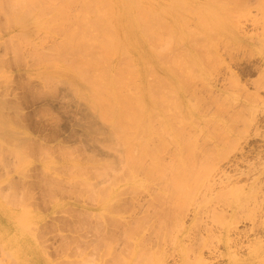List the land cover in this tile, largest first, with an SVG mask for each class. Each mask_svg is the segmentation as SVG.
<instances>
[{"label": "rangeland", "instance_id": "374dc122", "mask_svg": "<svg viewBox=\"0 0 264 264\" xmlns=\"http://www.w3.org/2000/svg\"><path fill=\"white\" fill-rule=\"evenodd\" d=\"M50 1L39 0V21L31 15L25 19L30 28L11 33L9 7L0 0V131L18 133L14 138L12 132L8 134L12 141L0 134V142L7 141L2 149L0 144V263L264 264V48L260 41L264 0H238L236 11L219 7L213 9L217 15L206 12V7L190 12L182 40L175 41L181 46L169 52L183 63L185 89L180 90L178 82L172 91L175 95H170L171 89H165L168 84L157 81V76L166 74L164 66L151 74L150 68L145 71L140 64L139 73L147 72L143 85L149 81L151 88L156 86L151 89L156 100L148 102L156 115L147 106L145 114L134 118L138 122L126 121L130 127L114 122V112L103 103L108 98L114 101L113 97L95 87L94 72L86 70L90 75L84 76L82 70L84 79L79 77L77 67L85 66L83 58L79 60L62 43L68 39L75 43L87 29L98 36L104 26L87 14V6L96 1ZM158 3L184 6L177 0ZM238 20L241 29L236 42L230 40L225 26L235 31ZM86 21L91 25L84 26ZM229 41L234 45L226 48ZM215 50L218 57L213 55ZM177 53L194 63L188 64L189 59ZM204 56L203 63L199 58ZM112 62L111 66L117 63ZM28 67L39 78L27 76ZM126 77H121V100L131 99L140 84ZM105 79L108 86L110 79ZM96 92L107 98L101 101L102 95ZM121 100L120 109L127 104L122 101L121 105ZM5 124L14 129L3 128ZM210 176L214 182H209L215 183L212 191L223 194L211 192L202 199L200 182L211 180ZM192 179L200 182L194 184ZM249 190L259 198L252 192L247 197L252 202L247 203L242 199ZM243 201L247 205L238 210L242 215L235 224L243 245H227L219 236L231 216L229 205ZM222 213H228L225 221Z\"/></svg>", "mask_w": 264, "mask_h": 264}, {"label": "bare ground", "instance_id": "6f19581e", "mask_svg": "<svg viewBox=\"0 0 264 264\" xmlns=\"http://www.w3.org/2000/svg\"><path fill=\"white\" fill-rule=\"evenodd\" d=\"M6 2H7V6L9 7L8 9H9V11L7 12V13H9L10 15V17L9 18H11V20H12V22H13V24H12V29H11V33L12 32H16L17 30H21V29H24V28H26V21L30 18V17H33V16H31V15H34L35 17H36V19L39 21V18H41V17H39V11H37V7H39V0H5ZM44 1V0H43ZM46 1V0H45ZM51 1H53V0H51ZM50 1V2H51ZM78 1V0H77ZM84 2H86L87 0H83ZM90 1V0H89ZM96 2V4L94 3V5H91V6H87L88 7V11H87V14H88V12H89V14H91L92 16V18L90 17V19H92L93 20V18L95 19L94 21H98V22H101L99 25L100 26H104L100 31H99V33H98V36H94V33L92 32V30H89V29H87V30H89V31H87V30H84L82 33L80 32V30L82 31V29H79V33H81L80 35H82V38H79V37H81V36H79L78 37V39H76V42L75 43H71L72 41H70L71 39H68V41H64V42H62L66 47H67V49H70V51H75L78 55H79V60H80V57H82L83 58V60H82V62L84 61V67H83V65H82V63H81V61H78V62H80L81 63V65H82V67L81 66H79V67H77V68H80V70L79 69H76V70H79L78 72L81 74V76L79 75V77L80 78H82V79H84L83 78V74L82 73H86V75H84V76H87V75H90V73L89 74H87L88 72H94L95 74H92V78H93V76H94V78H93V80L94 79H96V85H95V87H97V88H99L100 90H101V92H103L104 94H107L109 97L111 96V98L113 97V99H114V101H112V99H111V101H110V99L108 98V100H105L107 97H105V96H103L102 94V96L101 95H99L97 92L99 91V89H98V91L96 92L99 96H101L100 97V100L101 101H103V98H104V100H105V102L103 101V103H107V104H104V105H107V107H108V109H109V111L111 110V111H113L114 112V115H111V116H114L113 118H114V122H117V124L119 123V125H122L123 123L128 127L129 126V123H131V122H129L128 123V125L126 124V121H130L131 119L133 120V123H135L138 119H136V121L134 122V118L136 117V116H141V115H143V113L145 112V110H146V108L145 107H149V105H148V102L149 103H151L152 101H154V100H156V96H153V91L151 90L152 88H154V87H156V86H154V87H150V84H149V81L145 84V85H143V83H145L144 81H145V79H146V74H147V72L146 73H139V71L137 70L138 69V67H139V65L141 64L142 65V67H143V69L145 70V71H148L147 70V68H150L151 70H150V72L149 73H151V74H154V73H156L155 71H157L158 69H160V68H162L163 66H164V69L163 70H165L166 71V74L164 75V77L163 78H160V77H158L157 76V81L158 80H160V83H162L161 85L162 86H165V83L166 84H168V86H169V89H167L166 87H165V89H166V91H170V89H171V91L169 92V93H171L170 95H172V94H174V92L172 93V91H176V86L180 83V86H181V89L180 90H182L183 88L185 89V82H184V80H185V78H183L184 77V72H185V70L183 71V68H182V65H183V63H181V62H179V60L176 58V59H174V58H172L171 56H170V54H172V53H169L171 50H173V48H174V46L175 47H179V46H181V44H179V43H176L177 41H179V40H182V39H180V37H183V26H185V25H183V24H187L188 23V21H189V19L190 18H188L189 16V13L190 12H192L193 10V12H198V11H200L201 12V10L199 9V8H205L206 7V12L207 11H209L210 13L211 12H213L214 13V15L216 14L217 15V13L216 12H214L213 11V9H219V7L220 8H225V7H229L230 9H231V11H233V10H235V9H237V7L239 8L240 7V1H238V0H204V3L203 4H201V3H194V2H192L191 0H177L179 3H181V5L183 6L182 8H181V6H180V4H178V5H174L175 7H172V4H171V6H167V5H160L159 3H158V0H95ZM173 1V0H172ZM41 2V1H40ZM47 2H48V0H47ZM73 2V1H72ZM83 2V3H84ZM5 3V2H4ZM54 3V2H53ZM67 3V2H66ZM91 3V2H90ZM89 3V4H90ZM92 3V4H93ZM170 3H172V2H170ZM44 4H46V2H44ZM48 4V3H47ZM80 4V3H79ZM85 4H88V2L87 3H85ZM174 4V3H173ZM233 4H235V5H233ZM56 5V4H55ZM232 5H233V7H232ZM85 6V5H84ZM178 6H180V8L178 7ZM234 6H236V8L234 7ZM44 7V6H43ZM83 7V6H82ZM86 7V6H85ZM247 7V6H246ZM246 7H244V9H246ZM35 8V9H34ZM42 8V7H41ZM47 8H48V6H47ZM54 8H56L55 6H54ZM61 8V7H60ZM59 8V9H60ZM64 8V7H63ZM62 8V9H63ZM67 8H68V6H67ZM71 8V7H70ZM79 8H80V6H79ZM248 8H249V6H248ZM40 9V8H39ZM65 9V8H64ZM73 9V8H72ZM77 9V8H76ZM198 9V10H197ZM5 10H6V8H5ZM50 10H52V9H50ZM56 10V9H55ZM57 11V10H56ZM67 11V10H66ZM75 11V10H74ZM81 11V10H80ZM236 11V10H235ZM46 12V11H45ZM44 12V13H45ZM51 12V11H50ZM62 12V11H61ZM204 11H202V13H203ZM241 12V11H240ZM4 13H5V11H4ZM86 13V11L84 12V14ZM205 13V12H204ZM209 13V14H210ZM235 13V12H234ZM239 13V12H238ZM237 13V14H238ZM43 14V13H42ZM46 14H47V12H46ZM45 14V15H46ZM52 14V13H51ZM58 14V13H57ZM61 14V13H60ZM71 14V13H70ZM69 14V15H70ZM78 14V13H77ZM81 14V13H80ZM86 14V15H87ZM88 14V15H89ZM206 15H207V13H205ZM64 15H66V14H64ZM68 15V14H67ZM73 15V14H72ZM203 15V14H202ZM205 15V16H206ZM232 15H233V13H232ZM27 16H29V17H27ZM44 16V15H43ZM42 16V17H43ZM48 16V15H47ZM46 16V17H47ZM78 16V15H77ZM76 16V17H77ZM80 16H82V15H80ZM79 16V17H80ZM204 16V15H203ZM45 17V16H44ZM52 17V16H51ZM89 17V16H88ZM213 17V16H212ZM233 18L234 17H236V16H232ZM231 17V18H232ZM238 17V16H237ZM247 17H249V16H247ZM28 18V19H27ZM67 18V17H66ZM83 18V17H82ZM244 18H246V17H243L242 19H244ZM25 19H26V21H25ZM55 19V18H54ZM64 19V18H63ZM63 19H62V21H63ZM86 20L87 19H89V18H85ZM84 19V20H85ZM89 19V20H90ZM32 20H34V19H32ZM58 20V19H57ZM80 20V19H79ZM83 20V21H84ZM237 20V19H236ZM10 21V20H9ZM36 20H34V22H35ZM43 21V20H42ZM56 21V20H55ZM65 21H67V20H65ZM81 21V20H80ZM83 21H81L82 23H83ZM93 21V22H94ZM233 21H235V20H233ZM233 21H231V22H233ZM255 21V20H254ZM47 22V20L45 21V22H43V23H46ZM70 21H68V22H65V23H69ZM90 22V21H89ZM236 22H237V24H236ZM234 24H236V28H237V30H235L234 31V29H233V27L232 26H229V25H226L225 26V30L228 32V34L231 36L230 37V40H232V41H238V40H240V38L238 37V30H240L241 29V24L239 23V20L238 21H236ZM37 23H39V22H37ZM54 23V22H53ZM73 24H74V22H72ZM86 23H87V21H86ZM40 24H41V22H40ZM51 24H52V21H51ZM55 24V23H54ZM59 24V23H58ZM85 24V23H84ZM83 24V25H84ZM36 25V24H35ZM45 25V24H44ZM60 25V24H59ZM67 25V24H66ZM78 26H79V23L77 24ZM88 25V23L86 24V25H84V26H87ZM89 25H91V24H89ZM88 25V26H89ZM37 26V25H36ZM40 26H43V25H40ZM46 26H47V24H46ZM48 26H50V24H48ZM217 26H221V24H217ZM35 27V26H34ZM39 27V26H38ZM71 27V26H70ZM95 27V26H94ZM243 27V26H242ZM27 28H30V27H27ZM26 28V29H27ZM52 28V27H51ZM69 28V27H68ZM84 28V27H83ZM162 28H164V29H166L165 30V32L162 30ZM64 29V28H63ZM91 29H92V27H91ZM264 29V28H263ZM77 30L78 29H75V30H73V32H77ZM163 31V32H162ZM51 32V31H50ZM68 32V31H67ZM161 32V33H160ZM20 33V32H19ZM70 33H72V31L70 32ZM70 33H68V35L70 34ZM79 33H77V34H79ZM162 33H165L166 35L165 36H167L168 38H166V37H164V35L162 34ZM237 33V34H236ZM21 34V33H20ZM56 34V33H55ZM61 34V33H60ZM59 34V35H60ZM73 34H75L76 35V33H73ZM178 35L179 36V39L178 40H176L175 39V35ZM11 35V34H10ZM13 35V34H12ZM17 35V37L18 36H20L19 34H15V36ZM23 35H24V32H23ZM22 35V36H23ZM67 35V36H68ZM162 35H163V38H165L164 39V42H163V38H162ZM14 36V35H13ZM14 36V37H15ZM25 36H26V34H25ZM25 36H23L24 38H25ZM65 36V35H64ZM78 36V35H77ZM261 36H262V40H260V41H262L261 42V44H262V47L264 48V32L261 34ZM260 36V37H261ZM21 37V36H20ZM27 37V36H26ZM62 37V36H61ZM69 37V36H68ZM67 37V38H68ZM70 37H72V35L70 36ZM69 37V38H70ZM74 37V36H73ZM259 37V36H258ZM23 38V39H24ZM67 38H66V40H67ZM25 39H28V38H25ZM73 40H74V38H72ZM160 39H161V41H160ZM75 41V40H74ZM73 41V42H74ZM176 41V42H175ZM61 43V42H60ZM59 43V44H60ZM61 43V44H62ZM62 44V45H63ZM228 44L230 45V44H232V45H234V43H230V41L227 43V45H226V48L228 47H230V46H228ZM15 45V44H14ZM37 46V45H36ZM56 47H59V46H56ZM65 47V48H66ZM244 47V46H243ZM61 48V47H60ZM225 48V45H224V49H226ZM71 49H73V50H71ZM188 50H191L189 47L187 48ZM66 51H68V50H66ZM174 51H176V49H174ZM225 51H228L227 49L225 50ZM35 52V51H34ZM63 52V51H62ZM171 52H173V51H171ZM185 52H186V50H185ZM262 52H264V49H262ZM95 53H96V55H95ZM69 54V53H68ZM71 54H73V53H71ZM76 54V55H77ZM174 54H175V52H174ZM178 54V53H177ZM217 54H218V50H215V53L213 52V55H215V56H217ZM231 54V53H230ZM229 54V55H230ZM259 54V53H258ZM262 54V53H261ZM36 55V54H35ZM75 55V56H76ZM179 55V54H178ZM181 56H182V53L180 54ZM179 55V56H180ZM184 56H185V54H183ZM186 55H187V53H186ZM38 56V55H37ZM74 56V55H73ZM178 56V57H179ZM184 56H182V58H188L187 56L186 57H184ZM232 55H230V57H231ZM41 57H42V55H41ZM55 57H56V55H55ZM218 57V56H217ZM233 57H234V55H233ZM70 58V57H69ZM182 58H181V61H182ZM191 57H189L188 59V64L189 63H192L193 62V60L194 59H190ZM200 59V61L201 60H203V59H206L205 58V56H204V58L203 57H201V58H199ZM234 59V58H233ZM233 59H232V61H231V58H230V62H232V63H234L233 62ZM262 60H263V57L261 58ZM38 60V59H37ZM40 60V59H39ZM45 60V59H44ZM78 60V59H77ZM113 60H115V61H117V63H116V65L114 64L113 66H111L110 64H112L113 62ZM123 60V61H122ZM186 61H187V59H185ZM185 60H183L182 62H184ZM192 61V62H189V61ZM220 60V59H219ZM261 60V61H262ZM75 61H76V59H75ZM74 61V62H75ZM156 61V62H155ZM39 62V61H38ZM43 62V61H42ZM112 62V63H111ZM123 62V63H122ZM151 63H155V64H151ZM186 63V62H185ZM194 63V62H193ZM203 63H204V60H203ZM148 64V65H147ZM187 64V65H188ZM69 65V64H68ZM80 65V64H79ZM154 67H153V66ZM205 65V64H204ZM111 66V67H110ZM193 67V66H192ZM31 70H30V69ZM106 68H107V70H106ZM190 69H191V66L189 67ZM26 69V72H24V73H26L27 74V76H29V77H31V78H33V77H38L39 78V73H34V71H33V69H32V67H28V68H25ZM38 69V68H37ZM140 69V68H139ZM205 69V68H204ZM228 69V68H227ZM35 70V69H34ZM39 70V69H38ZM82 70H85V72L83 71L82 72ZM86 70H90V71H88V72H86ZM192 71H193V73H194V70L193 69H191ZM82 72V73H81ZM96 72L98 73V75H96ZM189 72H190V70H189ZM188 72V73H189ZM197 72V71H196ZM78 73V74H79ZM149 73H148V75H149ZM25 74V75H26ZM77 74V75H78ZM124 74H126V75H128V77L130 76V77H134V79H138L139 80V82H140V84H138L137 85V88H138V90H137V92L136 93H134L133 94V97L131 98V99H129V98H123L122 100H121V93H122V91L124 92V85L123 86H120V85H122V84H124V82H123V78H121ZM177 74H178V76H177ZM190 74V73H189ZM180 75V76H179ZM188 75V74H187ZM196 75H197V73H196ZM150 76V75H149ZM149 76H147V77H149ZM198 76V75H197ZM90 77V76H89ZM128 77H126L127 79H128ZM145 77V78H144ZM183 78V80L182 81H180V79H182ZM186 77V76H185ZM86 79H87V77H85ZM101 78H102V80H101ZM104 78H106L105 80H107L108 81V79H110V83H109V85L107 86V85H105L104 84ZM108 78V79H107ZM143 78V79H142ZM160 78V79H159ZM91 79V78H90ZM100 79V80H99ZM163 79V80H162ZM178 79V80H177ZM188 79V78H187ZM88 80V79H87ZM86 80V81H87ZM126 80V79H125ZM148 80H150V79H148ZM156 80V79H155ZM128 81V80H127ZM132 81V80H131ZM153 81H154V79H153ZM109 82V81H108ZM126 82V81H125ZM179 82V83H178ZM155 83V82H154ZM264 84V83H263ZM142 85H143V87H142ZM160 85V86H161ZM160 86H158V87H160ZM167 86V85H166ZM261 87V86H260ZM94 88V87H93ZM96 90V89H95ZM155 90H156V88H155ZM156 91H158V90H156ZM163 91H164V89H163ZM99 93H100V91H99ZM159 92H157V94H158ZM165 93V92H164ZM168 93V92H167ZM176 93V92H175ZM96 94V95H97ZM139 94H140V96H139ZM97 95V97H99ZM154 95H156V94H154ZM162 95V94H161ZM175 95V94H174ZM163 96V95H162ZM162 96H160V98L162 97ZM177 96V95H176ZM157 97H159V95H157ZM164 97H166V96H164ZM173 97V96H172ZM171 97V98H172ZM174 98V97H173ZM259 99V98H258ZM258 99H256L255 98V101L256 100H258ZM120 100H121V105H122V101H124V102H126L127 104H129L128 106H129V111L130 112H128L127 111V104H126V107L125 106H123V107H121V109H120ZM159 100H161V99H158V101ZM168 100H169V98H168ZM167 100V101H168ZM173 100V102H174V99H172ZM177 100H178V98H177ZM108 101V102H107ZM162 101V100H161ZM171 101V100H170ZM259 101V100H258ZM157 102V101H156ZM154 103V104H156V106L158 107V104L157 103ZM160 102V101H159ZM103 103L102 104H100V102H99V104L102 106L103 105ZM162 103H163V105H166L165 103H164V101H162ZM177 103V102H176ZM161 104V103H160ZM169 104H170V102H169ZM168 104V105H169ZM103 105V107H105ZM176 106V105H175ZM178 107H179V105H178ZM150 108V107H149ZM12 109V108H11ZM106 109V108H105ZM177 109V108H176ZM10 110V109H9ZM103 110V109H102ZM150 110H154L153 108L151 109L150 108ZM3 111H4V109H3ZM106 111V110H105ZM121 111V113H119ZM123 111V112H122ZM177 111H179V109L177 110ZM5 112V111H4ZM10 112V111H9ZM107 112H108V110H107ZM139 114H138V113ZM154 113L153 114H155V110L153 111ZM2 112L0 111V114H1ZM108 113H110V112H108ZM151 113V112H150ZM145 114V113H144ZM108 115V114H107ZM151 115V114H150ZM156 115V114H155ZM110 116V115H109ZM152 116V115H151ZM151 116H150V118H151ZM0 117H2L1 115H0ZM143 118L145 117V116H142ZM154 118V117H153ZM144 119H147V118H144ZM5 120V119H4ZM9 120V119H8ZM131 120V121H132ZM141 120V119H140ZM139 120V121H140ZM143 120V119H142ZM141 120V121H142ZM5 123H6V120L4 121ZM121 122H123V123H121ZM138 122V121H137ZM143 122H146V120L145 121H143ZM8 123V122H7ZM4 124V123H3ZM5 126V127H4ZM3 126V128H5V129H7L8 127H7V125L5 124ZM123 126V125H122ZM130 126H132V125H130ZM129 126V127H130ZM7 127V128H6ZM11 128V130L12 129H14V128H12V127H10ZM10 128H8V129H10ZM2 129V128H1ZM130 129V128H129ZM9 131V130H8ZM3 132L4 131H0V134H2V135H5V137H6V139H8L7 138V136L9 137V133H10V135H11V132L12 131H9V133L8 134H3ZM14 132H16L15 131V129L13 130V132H12V138H14L15 136H16V134H18L17 132L16 133H14ZM128 132H129V130H128ZM4 133H7V131L6 132H4ZM15 136H14V135ZM1 135V136H2ZM7 135V136H6ZM128 135H130V134H128ZM127 136V135H126ZM129 137V136H128ZM132 138H133V136H131ZM2 138V137H1ZM3 138H4V136H3ZM10 138V137H9ZM12 138H10V140L12 141ZM131 138V139H132ZM5 139V138H4ZM3 139V140H4ZM17 138H15V140H16ZM126 139V138H125ZM2 140V141H3ZM9 140V139H8ZM9 140V141H10ZM5 142H7L6 140H4ZM13 141H14V139H13ZM128 141V140H127ZM4 142V143H5ZM3 143V144H4ZM0 144H1V149H2V147H3V144H2V142H0ZM144 150V149H143ZM20 154V153H19ZM141 160V159H140ZM136 161H137V159H136ZM140 161H138V163H139ZM138 163H137V165H138ZM4 164V163H3ZM2 164V165H3ZM1 165V166H2ZM12 165V164H11ZM4 166V165H3ZM2 166V168H5V167H3ZM7 166V165H6ZM7 169H8V167H6ZM16 168V167H15ZM5 172L7 171L6 169L4 170ZM10 171V170H9ZM14 171V170H13ZM2 172V171H1ZM8 172V171H7ZM10 173V172H9ZM5 174V173H4ZM8 175V174H7ZM189 175H191V174H189ZM189 175H188V177H189ZM213 175V174H212ZM210 177H212V176H210ZM209 177V178H210ZM193 178H194V176H193ZM195 178H197L196 177V175H195ZM199 178V177H198ZM213 179V180H212ZM212 179L211 180H209L208 178H206L205 180L202 178V182H200V181H198V182H200V184H202L201 185V187H200V191H199V193H201V195H199V196H201L202 197V199H207L208 197H209V194H211V192L212 193H214L215 191H212V190H215V187H214V189L211 187V186H213V185H215V183L212 185V183L214 182V178L212 177ZM181 180V179H180ZM191 180V179H190ZM195 180H197V179H192V181H194V184L196 183H198V182H195ZM204 180V181H203ZM189 181V180H188ZM209 181H213L212 183H210ZM175 182H177V179H176V181ZM174 182V183H175ZM181 182H184V181H178V184H180L179 186H180V188H181V186L182 185H184L183 183H182V185H181ZM186 182V181H185ZM1 184V183H0ZM189 184V183H188ZM191 184H193V182H191L190 183V186L189 187H191ZM187 185V184H186ZM1 186V185H0ZM178 186V187H179ZM193 186H196V185H193ZM227 186H229V185H227ZM227 186H225V187H227ZM176 187V186H175ZM243 186H240V187H238V188H236L237 190H236V194L238 193V189L240 188H242ZM179 188V189H180ZM183 188V187H182ZM180 189V190H183V189ZM198 188V187H197ZM197 188H195V189H197ZM178 189V190H179ZM186 189L187 190H189L188 189V186H186ZM192 190V189H191ZM190 190V191H191ZM252 190H254V189H252ZM252 190H249L250 192H249V194L247 193V194H245L246 195V197H245V195H241L242 197H245V199L243 198L242 199V197H241V199L242 200H246L247 201V203H248V201H250L249 200V198H248V200H247V197H252V195H253V191ZM190 191H189V194H190ZM254 191H256V189L254 190ZM192 192V191H191ZM253 192V193H252ZM257 192V191H256ZM185 193V192H184ZM216 193V192H215ZM218 193H221V192H218ZM218 193H216V195L218 194ZM246 193V192H245ZM251 193H252V195H251ZM182 194H183V191H182ZM223 193H221L220 195H222ZM239 194H241V193H239ZM256 193H254V195H255ZM181 195V194H180ZM186 195H187V193H186ZM219 195V194H218ZM217 195V196H218ZM253 195V197H258L259 198V196H257V194L254 196ZM185 196V195H184ZM187 196H190V195H187ZM215 196V195H214ZM261 196V195H260ZM191 197V196H190ZM201 197H199V199L201 198ZM222 197V196H221ZM236 199H238V197L239 196H237L236 195ZM263 197V196H262ZM182 198V197H181ZM180 198V199H181ZM186 198V197H185ZM180 199H179V202H180ZM188 199H190L189 197H188ZM241 199H240V201H241ZM254 199V198H253ZM256 199V198H255ZM182 200V199H181ZM239 200V199H238ZM184 201V200H183ZM237 201V200H236ZM255 201H257V200H254L253 201V203L255 202ZM250 202H252V198H251V201ZM259 202V201H258ZM238 204V203H237ZM184 205V204H183ZM246 203L244 204V201L243 202H241L239 205H229V207H230V209H231V216L230 215H226V216H230V219H229V221L227 222V223H225V225H224V227H222V234H221V236H219V238H221V239H223L224 241H225V244H227V245H230L232 242L234 243V244H236V245H243V240H242V237H241V232H239L238 231V229L235 227V224L239 221V219L241 218V215L242 214H240L239 213V209H244L245 207H246ZM205 211L207 210V209H204ZM202 211H203V209H202ZM214 211V210H213ZM199 212H201V211H199L198 210V214H200ZM201 213H203V212H201ZM206 213H208V212H206ZM214 213V212H213ZM223 215V217H221L220 215V217L221 218H224V221H225V217H224V215L225 214H228V213H222ZM91 215H93V213L91 214ZM91 217V216H90ZM93 217H95V215H93ZM92 217V218H93ZM228 217H226V219L228 218ZM224 223V222H223ZM115 224V223H114ZM111 225H112V223H111ZM106 226V225H105ZM112 228V227H111ZM110 229V228H109ZM34 235V234H33ZM231 236H235L234 237V239H231L230 237ZM220 242V241H219ZM247 242H249V241H247ZM205 243V242H204ZM249 244V243H248ZM256 245H258V243H255ZM204 247L206 246V244H204L203 245ZM241 247V246H240ZM255 247V246H254ZM261 247V246H260ZM251 248V247H250ZM262 248V247H261ZM1 249V248H0ZM252 250V249H251ZM254 250V249H253ZM253 250H252V252H253ZM239 254V253H238ZM2 255V257H3V255L4 254H1ZM258 255V254H257ZM1 257V256H0ZM8 257V256H7ZM4 258H5V256H4ZM3 261H5V259H2ZM151 263V262H150ZM152 263H154V262H152ZM1 264V263H0ZM154 264H156V263H154Z\"/></svg>", "mask_w": 264, "mask_h": 264}]
</instances>
